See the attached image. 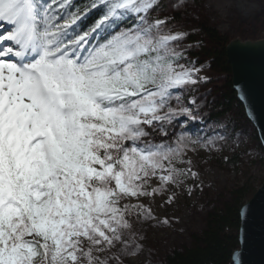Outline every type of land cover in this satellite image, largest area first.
<instances>
[{
  "label": "snow or ice",
  "instance_id": "obj_1",
  "mask_svg": "<svg viewBox=\"0 0 264 264\" xmlns=\"http://www.w3.org/2000/svg\"><path fill=\"white\" fill-rule=\"evenodd\" d=\"M163 7L0 0V264H158L153 203L191 196L193 156L235 137L204 121L208 78ZM181 117L211 134L170 132Z\"/></svg>",
  "mask_w": 264,
  "mask_h": 264
},
{
  "label": "rangeland",
  "instance_id": "obj_2",
  "mask_svg": "<svg viewBox=\"0 0 264 264\" xmlns=\"http://www.w3.org/2000/svg\"><path fill=\"white\" fill-rule=\"evenodd\" d=\"M162 2L161 18L168 16L173 27L179 26L176 30L189 33L181 47L187 48L186 55L196 61L197 67H202L201 76L207 77L208 72L204 50L213 48V44L197 32L195 26L198 23H207L226 36L229 42L236 38H264V0H188L189 6L182 10H176L174 0ZM227 80L226 75L217 73L198 86L197 95L206 98L207 105L202 106V115L207 125L216 126L217 122H222L228 126L227 135L232 137L234 132L235 137L227 143L218 142L217 149L220 151L202 149L193 156L200 177L196 181H189V184L197 185L191 196L181 194L172 205L163 204L162 198L153 203V210L160 219L167 217L170 221L169 225H157L152 221V227H148V224L143 226L158 264L173 250L190 246L191 235L203 231L207 213L219 208L233 188L250 184L257 190L264 181V150L255 140L256 131L243 116L237 103H232L229 112L223 117H212L209 104L226 93ZM180 119L185 123L175 129L170 128V132L188 128L191 129L189 134H211V127L187 121L183 117ZM216 131L224 132L219 127H216ZM234 154L239 155V161L235 164L228 161Z\"/></svg>",
  "mask_w": 264,
  "mask_h": 264
},
{
  "label": "trees",
  "instance_id": "obj_3",
  "mask_svg": "<svg viewBox=\"0 0 264 264\" xmlns=\"http://www.w3.org/2000/svg\"><path fill=\"white\" fill-rule=\"evenodd\" d=\"M75 2L83 5L87 0H75ZM99 15L98 10H93L84 22L85 25L94 22L99 18ZM195 29L213 44V48L204 50L207 59V78L209 79L217 73L224 74L228 78L225 85L226 93L218 96L209 104L212 117L215 119L223 117L229 112L234 102L246 117L243 106L232 90L231 68L226 57V46L229 43L227 37L205 22L198 23ZM255 140L259 142L257 134ZM228 161L237 163L239 155L234 154ZM255 192L256 189L250 184L233 188L229 197L223 200L219 208H213L207 213L203 231L191 235L190 246L173 250L161 264H230L231 254L238 248L240 208Z\"/></svg>",
  "mask_w": 264,
  "mask_h": 264
},
{
  "label": "water",
  "instance_id": "obj_4",
  "mask_svg": "<svg viewBox=\"0 0 264 264\" xmlns=\"http://www.w3.org/2000/svg\"><path fill=\"white\" fill-rule=\"evenodd\" d=\"M232 90L264 150V38L231 40L226 46ZM238 248L230 264H264V181L239 211Z\"/></svg>",
  "mask_w": 264,
  "mask_h": 264
}]
</instances>
